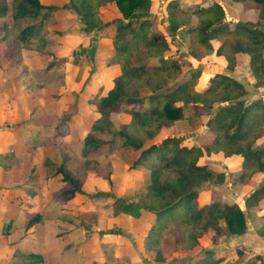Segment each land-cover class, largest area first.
I'll use <instances>...</instances> for the list:
<instances>
[{
	"label": "rangeland",
	"instance_id": "obj_1",
	"mask_svg": "<svg viewBox=\"0 0 264 264\" xmlns=\"http://www.w3.org/2000/svg\"><path fill=\"white\" fill-rule=\"evenodd\" d=\"M41 1L56 8L43 23L40 35L47 34L50 38L44 46L39 43L32 51L21 49L16 41L19 27L12 21L9 10L0 19V27L7 30L5 39L0 41V173L17 164L12 174H7L8 179L3 176L5 173L0 176L1 264H166L169 260H179L176 257L184 258L182 252L163 244L169 255L160 261L146 243L152 214L140 207L146 192L142 168H131L134 154L118 135L121 127L114 113L110 115L109 131L94 133L106 142L102 153L96 156V164L84 166L82 136L93 132L87 126L96 112L95 105L88 100L97 93L105 95L118 74L117 65L108 63L114 23L120 20L116 7L112 3L100 6V20L107 24L99 30L86 31L78 7L80 0ZM153 1L155 11L150 18L164 32V0ZM212 1L179 0V5L192 10ZM195 22L192 17L190 23ZM170 38L176 50L166 58L178 56L182 66L169 86L199 71L196 87L200 89L208 86L211 75L223 74L240 80L249 92L247 102L264 96V90L256 92L252 87L254 79L246 54H237L234 69L229 71L222 58L212 56L203 62L190 58L185 33L176 32ZM55 40L58 42H52ZM139 92L141 96L149 94L145 88ZM211 119L210 115H202L198 121L175 122L161 130L153 142L172 137L188 145L205 144L211 138L208 131ZM203 161L218 164L226 178L221 185H202L199 199L232 201L243 208L241 197L253 189L251 182L241 184L240 172H229L221 157L200 160ZM61 165L85 194L69 197L62 193L71 186L56 171ZM11 178L19 183V191L15 186L4 187ZM29 192L33 194L31 199ZM123 204H130L131 210H126ZM10 205L19 208L21 214L15 209L5 216L8 213L5 206ZM36 214L39 220L27 226V221ZM244 215L248 225L254 228V212ZM35 225H40L33 233L38 239L32 240L26 234ZM172 228L178 234L181 232L177 224H172ZM230 238L217 237L209 230L199 238L198 249L235 248L240 261L231 259L233 256L228 264H240L245 257L236 246L244 241ZM255 260L256 257H251L248 263Z\"/></svg>",
	"mask_w": 264,
	"mask_h": 264
},
{
	"label": "trees",
	"instance_id": "obj_2",
	"mask_svg": "<svg viewBox=\"0 0 264 264\" xmlns=\"http://www.w3.org/2000/svg\"><path fill=\"white\" fill-rule=\"evenodd\" d=\"M227 1L244 10L254 9L256 21L224 24L225 12L218 3L190 10L181 8L179 0H164L162 16L166 24L161 32L150 18L155 11L153 0H80L78 6L86 31L99 30L107 24L101 22L98 13L104 4H114L120 19L114 23L108 61L117 65L118 74L105 95L97 93L88 100L95 105L96 112L87 126L93 132L82 136L84 166L96 164V156L102 153L106 142L94 133L109 131L110 115L114 113L121 127L118 135L134 154L131 168H142L146 192L144 203L139 206L152 214L146 243L160 261L169 255L163 244L185 256L166 264H226L228 250L198 249L199 238L209 230L217 237L244 234V213L253 209L262 219L256 233L264 239V97L247 102L246 87L223 74L211 75L208 86L200 89L196 87L199 71L169 86L182 66L178 56L166 58L176 50L170 37L183 32L188 38L187 55L196 61L219 57L226 62V69L232 71L236 54H247L255 79L252 87L264 88V0ZM8 10L19 27L16 40L23 50L32 51L34 45L44 46L50 39L40 33L48 13L56 10L54 6L41 0H0V19ZM192 17L196 19L194 25L190 23ZM6 32L5 27H0V41L5 39ZM93 52L94 49L90 50V54ZM135 63L139 65L134 67ZM140 88L149 94L141 96ZM138 105L141 107L136 108ZM202 115L212 116L207 143L188 145L172 137L153 142L161 130L173 123L198 121ZM212 156L221 157L229 172H240L241 184L251 182L253 189L243 196L244 209L232 201L199 199L202 185H221L226 178L218 164L200 162ZM56 171L71 186L63 194H85L64 166ZM124 208L131 210L132 206L125 204ZM36 220L37 214L27 221V226ZM172 224L179 225V234Z\"/></svg>",
	"mask_w": 264,
	"mask_h": 264
},
{
	"label": "crops",
	"instance_id": "obj_3",
	"mask_svg": "<svg viewBox=\"0 0 264 264\" xmlns=\"http://www.w3.org/2000/svg\"><path fill=\"white\" fill-rule=\"evenodd\" d=\"M213 3H218L223 8V10L225 12V19L223 20V23L224 24H228L230 22L231 23H236L238 21H253V22L256 21L257 15H256V11L254 9H248V10L245 9L244 10V9H241L239 5H230L227 0H214V1L210 2L209 4H206V5H203V6L198 5V7H207V6H210ZM181 8H183V7H181ZM183 9H185V8H183ZM188 9H190V8H188ZM9 14H10V12H9ZM56 40L55 41H52V42H58ZM18 45H19V43H18ZM236 56H237V54H236ZM236 56H235V59H236ZM248 59H249V56H248ZM228 76H230V75H228ZM252 78L254 79L253 76H252ZM235 79L237 80V78H235ZM237 81L240 82V80H237ZM254 82H255V79H254ZM254 82H253V84H254ZM254 90L256 92H259V91L261 92V91L264 90V88H257V89H254ZM261 97H264V96L262 95ZM261 97H259V98H261ZM212 157H219V156H212ZM218 159H220V158H218ZM16 168H17V164H14L13 166H10L8 169H5L4 170L3 173H5L6 175H4L3 173H0V176H1V174H3V176H5L7 178V174H9V175L12 174V169H16ZM5 182H6V184L4 185V187H6L7 189L8 188H13L15 186V187L18 188L17 189L18 191L20 190L19 183L14 182V180L12 178L9 179L8 183H7V181H5ZM29 193H31L30 195H28L29 198L31 199L33 197V194H32V192H29ZM241 198H242V200H244V197H241ZM51 200L54 201L53 198ZM5 209H6V211H8V213H4L3 212L5 216L8 215L9 212L10 213H13V211H15V209H16V212H18V213L21 212V210L19 208H15L12 205L5 206ZM242 209H244V205H243V208ZM253 210H255V209H253ZM253 210H251V211H253ZM248 212H250V211H248ZM253 212H254L255 217H256L254 219V222H255L254 228L251 227V226H249L248 223H247V220H246V224H247V230H246V232L244 234L240 235V236H233V237L230 236V237H232L230 239L235 238V240L242 241V242L244 241V244L243 245L239 246L240 245L239 244L238 246H236V247H239V250L242 252V257H245V259L240 264H246V263H248V261H249V259H251V257H256V260H255V262H252V263L249 262L248 264H260L261 261H264V239L262 237H260L256 233V230L262 224V219H261V217H259V215L255 211H253ZM38 226H40V225H38ZM38 226L35 225L34 228H32V229H34L33 232H32V229H29L28 230V232H27L26 235L29 237V239L30 238H32V240L33 239L34 240L35 239H38L36 237V235H33V233L35 232L36 227H38ZM29 231H31V232H29ZM252 245H253V248H252ZM234 249L235 248L229 249V248H227L225 246L223 248H220L219 251L217 250L215 252H221L223 250H228L230 252V256L225 261V263L228 264V261H231V259H234V260L236 259V260H239L240 261V258L236 255ZM233 256H235V258H231ZM0 257H2V256H0ZM257 257H259V258H257ZM229 258H231V259L229 260ZM1 263H3L2 258H0V264Z\"/></svg>",
	"mask_w": 264,
	"mask_h": 264
}]
</instances>
